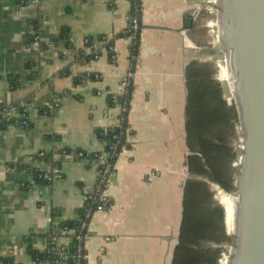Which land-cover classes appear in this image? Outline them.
<instances>
[{
	"label": "crops",
	"instance_id": "obj_1",
	"mask_svg": "<svg viewBox=\"0 0 264 264\" xmlns=\"http://www.w3.org/2000/svg\"><path fill=\"white\" fill-rule=\"evenodd\" d=\"M141 2L143 27L132 71L131 39L120 35L128 26L129 0H0V103L25 105L31 121L0 131V255L15 264H51L33 262L27 239L43 250L54 210L55 223L76 218L97 180L94 166L73 153L60 154L104 149L96 129L119 123L121 107L108 97L122 92L130 71V145L120 152L104 190L109 207L97 210L88 224L86 264H172L189 177L186 69L196 59L197 4ZM64 28L67 39L59 38ZM35 34L44 50L32 47ZM101 36L113 41L114 60L104 49L99 58L78 62L80 50L90 51L84 40ZM10 76L20 80L15 90ZM55 98L57 112L42 114ZM40 150L59 155L62 176L32 184L25 166Z\"/></svg>",
	"mask_w": 264,
	"mask_h": 264
},
{
	"label": "trees",
	"instance_id": "obj_2",
	"mask_svg": "<svg viewBox=\"0 0 264 264\" xmlns=\"http://www.w3.org/2000/svg\"><path fill=\"white\" fill-rule=\"evenodd\" d=\"M129 1L128 26L125 32L120 35L131 39L130 52L133 62L132 71H134L135 57L138 54L143 27V7L141 0ZM133 17H137L139 21L137 30L130 28V21ZM34 36L31 44L35 42ZM68 37L69 31L64 28L59 38L67 39ZM87 39L88 42L85 43V47L89 48L90 51L80 50L77 55L78 62H88L94 59L96 53L102 54L103 50L98 51L94 47L95 41H104L103 47L108 51L111 61L114 60L112 40H107L105 36L96 39L88 37ZM67 44L70 45V42L67 41ZM46 47V44L39 41L38 49L44 50ZM214 73L215 71L210 67L203 66L197 61H191L186 69L188 95L185 126L189 153L186 156L185 164L189 177L184 183L180 233L178 243L174 248L172 264H219L218 260L222 251L219 245L225 242L232 243L233 240L231 236L226 234L224 226L225 221L228 231L229 229L231 231L228 207L220 199L218 201L225 207L214 200L215 193L211 185L217 184L223 189L220 191L224 193H228L227 191L234 188L236 168L233 164L237 161L238 155L233 145V138L235 137V124L238 123L239 118L235 102L224 97L222 86L214 78ZM9 81L12 90L17 89L20 85V80L17 77L10 76ZM77 83H79V80ZM133 88L134 83L131 79V84L127 87L126 92L111 94L108 97L110 105H119L124 110H121L117 125L96 129L98 138L105 144L102 151L92 153L75 149L61 152L60 155L73 153L75 158L87 161L86 163L89 166L96 165L97 180L89 191L76 218L55 223L54 219L57 211L54 210L52 226L48 232L42 235L45 243L43 250L35 248L31 238L27 239L30 243V255L32 258L38 259V262L86 264V250H83L82 257H78V249L81 243L75 236L79 233H87L88 228L83 229V224H89L92 215L97 210L105 209L110 205V201L103 199V195L120 152L124 147L130 145L128 141L130 133L128 113ZM10 107H14L17 114L8 116L6 112ZM41 111L45 115H54L57 112L51 111L47 105L42 107ZM13 124L24 127L31 124L26 106L0 103V131ZM105 153L106 156H103ZM36 162L48 163L51 168L43 170L31 166ZM20 163L22 164V162ZM20 163L19 165H21ZM26 163L27 166L25 167L34 176L32 184L47 182L54 177L62 176L61 159L54 152L46 150L43 155L34 154ZM55 168L59 170L57 174H54ZM225 211H227L226 214ZM230 215L233 219L232 226L234 230L235 219L231 212ZM64 229L69 230L65 236L72 239L66 245L58 244L57 238L64 236L62 233ZM0 264L15 263L13 258L0 255Z\"/></svg>",
	"mask_w": 264,
	"mask_h": 264
},
{
	"label": "water",
	"instance_id": "obj_3",
	"mask_svg": "<svg viewBox=\"0 0 264 264\" xmlns=\"http://www.w3.org/2000/svg\"><path fill=\"white\" fill-rule=\"evenodd\" d=\"M216 1L243 131L240 170L227 191L237 201L229 264H264V0Z\"/></svg>",
	"mask_w": 264,
	"mask_h": 264
},
{
	"label": "rangeland",
	"instance_id": "obj_4",
	"mask_svg": "<svg viewBox=\"0 0 264 264\" xmlns=\"http://www.w3.org/2000/svg\"><path fill=\"white\" fill-rule=\"evenodd\" d=\"M196 4H197L196 11L193 14V17H195L196 19V25H197L195 29L197 39L195 44H193L196 50V55H195L196 59L193 61H197L200 64H203V66L204 65L208 66L212 70H214L215 71L214 78L218 82H220L223 89L224 97L229 101L233 100L235 102L234 100L235 97L231 93L232 82L229 81L226 77V73L228 71L230 73L231 70L229 67V63L227 61V57L225 56L224 51H222L221 49L222 46H221V40H220L219 28H218L219 8L217 6V1L196 0ZM242 139H243V131L241 129V124L238 120V123L235 124V137L233 138V145L238 155L237 161L233 164V166L236 168V177L238 176L240 170L239 157L242 154V148H241ZM211 188L212 190H214L215 193L214 200L219 203L220 201H218V199H221V197L223 196L222 194H224L223 192L220 191L222 188L217 184H212ZM229 210L230 209L228 207V212L231 219V228L233 230V226H232L233 219L230 215L231 210L230 211ZM224 226H225L226 234L228 236H231L233 240L232 243L225 242L219 245V247H221L222 249L218 260L219 264H223V262L225 264L226 261L227 262L230 261V252L235 245V237L233 233L230 231V229L228 231L225 221H224Z\"/></svg>",
	"mask_w": 264,
	"mask_h": 264
},
{
	"label": "built area",
	"instance_id": "obj_5",
	"mask_svg": "<svg viewBox=\"0 0 264 264\" xmlns=\"http://www.w3.org/2000/svg\"><path fill=\"white\" fill-rule=\"evenodd\" d=\"M138 27H139V21H138V18H137V17H133L132 20L130 21V28H132L133 30H137ZM34 37H35V42L32 44V47H34L35 49H38V46H39V36L35 34ZM84 42L87 43V42H88V39L86 38V39L84 40ZM103 43H104V41H102V42L95 41V42H94V47H95L98 51H99L100 49H101V50H104L105 48L103 47ZM99 57H100V53L98 52V53L95 54V56H94L93 58H94V59H97V58H99ZM84 63H87V62H84ZM132 75H133V72L130 71V72L128 73V75L124 78V80H123V82H122V92H121L120 94L126 92L127 87L131 84ZM59 105H60V104H59V98H55V99L53 100V102H50V103L47 104L48 108H49L51 111H57L58 108H59ZM120 107H121V106H120ZM26 110H27V109H26ZM121 110L123 111L124 108L121 107ZM6 114H7L8 116H13L14 114H17V111H16V109H15L14 107H10V109L6 112ZM44 151H46V150H40V151H38V152L35 153V154L43 155V154H44ZM103 156H106V153H105ZM31 158H32V156H30L28 160H30ZM85 162H87V161H85ZM95 166H96V165H95ZM95 166H94V167H95ZM50 168H51V165L49 164V165H48V168H47V169H43V170H49ZM58 171H59V170H58L57 168H55V169H54V174H57ZM103 199H105L104 195H103ZM86 227L88 228V223H87V224L84 223L83 226H82L83 229H85ZM67 232H69V230H67V229H66V230L64 229V230L62 231V233L64 234V236H62L61 238H57V242H58V244H65V245H66V244H68V242L72 239V238L69 237V236H65V234H67ZM72 232H73V231H72ZM72 232H71V233H72ZM87 235H88V232L85 233V234L79 233L78 235L75 236V238H77V240H79L80 243H81V245L79 246V249H78V251H79V255H78V257H82V252H83V250L85 249V247H84V240H85V238L87 237ZM64 238H66L67 241H64V240H63ZM54 240H56V239H54ZM44 248H45V247H44ZM32 260H33L34 263H41V262H38V259H34V258H32ZM62 264H65V263H62Z\"/></svg>",
	"mask_w": 264,
	"mask_h": 264
},
{
	"label": "bare ground",
	"instance_id": "obj_6",
	"mask_svg": "<svg viewBox=\"0 0 264 264\" xmlns=\"http://www.w3.org/2000/svg\"><path fill=\"white\" fill-rule=\"evenodd\" d=\"M227 61H228V63H229V67H230V61H229V58L227 57ZM226 77H227V79L229 80V81H231V82H233V80H232V75H231V72L229 73V71L226 73ZM231 93H232V95L235 97V99L234 100H236V96H235V92L232 90L231 91ZM224 193V192H223ZM224 194H228V195H224ZM224 194H222L223 196L221 197V201L222 202H224L228 207H229V209L231 210V214H232V216L235 218V211H236V206H237V201H236V199H235V197L231 194V193H224ZM224 210H226V209H224ZM227 213V211H225V214ZM228 215V214H227ZM226 219V218H225ZM228 219V218H227ZM227 225V224H226ZM234 225H235V223H234ZM231 231L233 232V230L231 229ZM226 263L227 264H229L230 263V261L229 262H227L226 261ZM225 263V264H226ZM223 264H224V262H223Z\"/></svg>",
	"mask_w": 264,
	"mask_h": 264
}]
</instances>
